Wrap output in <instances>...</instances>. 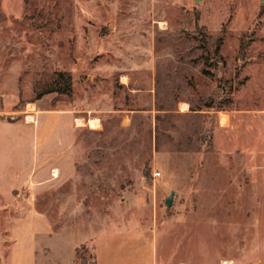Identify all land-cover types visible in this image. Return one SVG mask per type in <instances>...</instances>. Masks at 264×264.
Returning <instances> with one entry per match:
<instances>
[{"label": "rangeland", "instance_id": "obj_1", "mask_svg": "<svg viewBox=\"0 0 264 264\" xmlns=\"http://www.w3.org/2000/svg\"><path fill=\"white\" fill-rule=\"evenodd\" d=\"M57 71L71 93L34 100ZM66 109L81 113L73 147L62 116L38 118ZM38 119L53 128L37 160L74 166L76 183L36 195L50 228L31 236L36 154L20 143ZM0 120V201L15 197L0 264L46 263L32 243L64 254L93 233L74 264H106L110 229H146L152 264H264V0H0Z\"/></svg>", "mask_w": 264, "mask_h": 264}, {"label": "crops", "instance_id": "obj_2", "mask_svg": "<svg viewBox=\"0 0 264 264\" xmlns=\"http://www.w3.org/2000/svg\"><path fill=\"white\" fill-rule=\"evenodd\" d=\"M126 76V75H125ZM42 113L38 112V118L40 120L41 117L44 116L45 120H55L57 119L59 116H62L64 121H65V126H67L69 128L70 131V140H69V144L72 145V147L75 144V129L72 125V119L75 116H78V113L76 110H70V109H66L64 111H62L60 114L55 113V111H41ZM38 119V123L36 126V130L34 131L33 129H31V127L29 126H25V128L27 129L30 139L28 142H24L20 143V146H23L24 148H26V144L29 143L30 145V149L32 150V152L34 154H36V158H32L31 161V169H30V173L28 175L27 178V187L29 189V193L30 196L28 198V208H27V214L26 217L30 220L31 224L33 225L32 228V235H36V232L38 231V233L41 232L40 227L44 228H50V223L47 220V217L41 213V211L39 209H37V205H36V195L41 192V191H45L47 189H50L51 187H55V186H68V185H74V183H76V180L73 179V176L75 175V167L74 166H46L45 163H41L40 161L37 160V156L39 155L38 150L41 149V151H43V146L46 142V138L49 134H52V126L49 128H45V126L40 125V120ZM77 120V119H76ZM1 122V120H0ZM3 123H9V124H15L12 122H5L3 121ZM2 124V122H1ZM40 127L42 129V131L40 130ZM39 129V130H38ZM46 129V130H45ZM16 140V144L15 146L18 145L17 139ZM19 140H24V138H19ZM23 142V141H22ZM28 145V144H27ZM38 145V147H37ZM19 146V145H18ZM264 149H262L263 151ZM259 151H253V163L254 166H252L250 168L251 171V175L254 178V182H253V186H255L256 184V179L258 177L257 180H260V174L259 172H261L263 170V166H259L258 163V157H259ZM264 153V151H263ZM34 156V155H33ZM32 156V157H33ZM213 168V167H212ZM211 169V168H209ZM51 170L53 171H58L59 173V179L58 180H50L49 175ZM258 183V181H257ZM260 184H257V192H255L254 190V196H253V202H260L261 198L263 197L264 200V192L261 194L260 193ZM14 188V187H13ZM13 189H11L9 191V194H7L6 198H7V202H4L3 200L0 201V214L1 212H7L8 210H10V206L7 207V205L10 204H14L15 203V197L13 196V194L11 193ZM78 211L75 210L73 211V213H77ZM257 218H262V214L257 213L256 214ZM255 216V217H256ZM50 231V230H48ZM46 230L45 235H48L49 232ZM37 233V234H38ZM60 234V233H57ZM57 234H53L57 235ZM161 234L157 235L156 238V242L158 243L159 237ZM53 236H49V238H52ZM35 237V236H34ZM108 237H109V242H111V244H113L114 246H118V249L112 253L110 255V262H106V264H152L151 261L149 260V254H148V235H147V231L146 229H140L138 231L134 230L131 234L129 233H123L121 232L120 229L116 230V229H110L108 232ZM95 238L94 233L90 236H88V238H84L85 240H81L79 242L74 243L71 248H69V250H67L64 254H62V252L57 251L54 245L52 246H37L36 244L32 243V245L30 246L31 248H41V247H46L45 251H46V255L45 257L43 256V259L46 263L43 264H74V257H75V250L77 248L78 245L85 243L87 241H91ZM87 239V240H86ZM34 241V240H33ZM34 244V246H33ZM55 252H57L59 255L55 256ZM53 256V260H51ZM50 262V263H49ZM158 264V262L156 261L155 264ZM29 264H41L40 260H37L36 258L34 259V263L29 262ZM95 264H101L99 260L96 259ZM178 264H190L189 262H182V263H178ZM224 264V263H223Z\"/></svg>", "mask_w": 264, "mask_h": 264}, {"label": "trees", "instance_id": "obj_3", "mask_svg": "<svg viewBox=\"0 0 264 264\" xmlns=\"http://www.w3.org/2000/svg\"><path fill=\"white\" fill-rule=\"evenodd\" d=\"M221 39H219L218 44L220 43ZM56 78L54 83L49 87L41 90L38 92L34 100L40 99L44 94L56 92L58 94H67L71 93V86H72V79L68 72L65 71H57L55 72Z\"/></svg>", "mask_w": 264, "mask_h": 264}, {"label": "bare ground", "instance_id": "obj_4", "mask_svg": "<svg viewBox=\"0 0 264 264\" xmlns=\"http://www.w3.org/2000/svg\"><path fill=\"white\" fill-rule=\"evenodd\" d=\"M182 108L183 109L185 108L184 104L182 105ZM30 118H31V116L28 117V119H30ZM221 120L224 121V117ZM87 124L90 125V127H95L97 125V120L96 119H90ZM53 176H56V171H53Z\"/></svg>", "mask_w": 264, "mask_h": 264}, {"label": "water", "instance_id": "obj_5", "mask_svg": "<svg viewBox=\"0 0 264 264\" xmlns=\"http://www.w3.org/2000/svg\"><path fill=\"white\" fill-rule=\"evenodd\" d=\"M174 192H171L169 197L165 200L166 206L170 207L173 201Z\"/></svg>", "mask_w": 264, "mask_h": 264}, {"label": "built area", "instance_id": "obj_6", "mask_svg": "<svg viewBox=\"0 0 264 264\" xmlns=\"http://www.w3.org/2000/svg\"><path fill=\"white\" fill-rule=\"evenodd\" d=\"M154 175L157 177V176L160 175V173L159 172H157V173L155 172Z\"/></svg>", "mask_w": 264, "mask_h": 264}]
</instances>
